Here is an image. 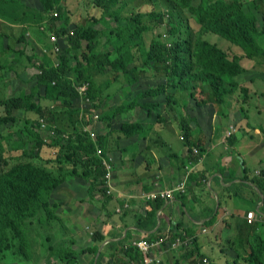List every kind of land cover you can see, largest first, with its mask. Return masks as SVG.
I'll return each instance as SVG.
<instances>
[{
  "label": "trees",
  "instance_id": "obj_1",
  "mask_svg": "<svg viewBox=\"0 0 264 264\" xmlns=\"http://www.w3.org/2000/svg\"><path fill=\"white\" fill-rule=\"evenodd\" d=\"M39 1L41 7L32 8L23 0H0V20L6 22L9 27L24 28L25 33L22 32L18 44L28 41V25L37 19L42 21L39 26L46 22L47 33L55 34L59 40L65 39L66 48L59 56L58 65L41 61L39 66H36L34 61L37 56L28 57L35 70L37 84L45 88L44 98L53 102L59 101L64 109L58 114L50 108L40 106L33 101V96L25 94L0 100V107L5 106L9 114L19 109H23L25 114L34 112L39 120L52 123L50 127L56 128L57 135L49 146L58 148V153L54 159L41 158V148L48 146L41 130H27L24 127V130L19 129L16 132L18 141L28 146V142L24 141L27 135L34 147L19 156H26L29 160H20L19 157L14 159L7 153L3 144V139H11L14 133L6 134L7 137L0 133V264L37 261L40 256L33 257L30 240L34 238L31 239L29 235L33 226L38 230L40 240H56L57 244L47 246L49 256L54 255L59 264H80V254L70 247H60L65 245L62 240L66 239L53 231V222L59 225L62 223L58 212L61 203L55 197V191L62 186L67 175L78 176L89 183L91 197L96 191L100 198L106 197L108 189L105 169L96 154V146L102 147L106 155L112 152L111 139L115 132L109 129L117 118L128 119L117 128L119 136L122 135L126 140L136 139V136L144 132L145 126L141 121L129 118L134 112L140 111L135 109L138 107L146 110L147 115L156 114L160 103L157 100L154 102L153 99L157 96L164 94L166 101L171 100L163 104L168 109L176 103L173 98L176 90L181 95H189V102L194 101L198 107L212 105L223 108L229 104L228 98L239 90L247 93L246 89L241 88L246 72L241 60L244 56L264 60V0H143L141 5L148 6V9L138 6L136 11H126L136 0H95V5L100 8L99 15L85 17L83 22L71 21V24H74L72 33L66 29L70 20L66 16L65 5H62L63 0ZM162 5H166L167 9H163L166 7ZM54 10L58 11L57 16L52 15ZM61 19L62 24L57 26L56 20ZM147 19L151 20V24ZM155 23L166 25L165 36L169 37L165 40L169 41H164L161 35H157L146 44L145 33L150 31ZM210 32L239 46L243 54L230 55L217 41L205 37ZM105 34L106 42L111 44L110 49L101 41ZM48 35L45 34L44 39L47 44L52 45ZM9 49L14 53L21 51L20 53L24 54L23 50L19 51L15 47L9 46ZM7 67L10 69L11 66L7 64ZM149 71H152L153 78L160 76L164 81L158 86L141 89L131 102L113 108L105 107L107 96L103 94L97 82V75L110 74L113 80L117 81L123 74L128 78L127 82L131 88L150 77ZM83 84H87L90 104L81 118L76 107L79 99L76 86ZM141 98L144 99L143 102L140 101ZM245 100L246 98L242 101ZM96 112L100 113L99 120L106 124L107 132L99 133L95 142L90 134L84 131V127L93 125ZM64 114L67 123L65 127H60L58 118ZM18 119L16 115L3 117L0 120V128L6 123L15 124ZM39 125L38 123V127ZM180 126L184 131L188 129L186 124L182 123ZM60 133H68L69 136L63 139ZM185 135L186 143H189L188 132ZM35 150H40L38 155ZM37 160L45 161L46 164L41 165ZM52 161L59 163H54L55 168L59 170L70 164L72 171L68 174H55L46 167ZM63 161L65 162L60 163ZM252 182L263 190L264 172ZM163 205L162 199L148 201L145 215L139 218V226L142 222H152L156 212ZM214 219L215 217L205 222V225L210 226ZM178 227L180 228V224ZM244 227L241 228V233L247 229L250 235L246 240H240L241 244L236 243L240 245L238 248L232 247L236 263L264 264V237L257 231L259 226L248 225L246 221V228ZM169 235L173 240L177 237L192 238L194 250L183 256L184 262L192 260L194 255L199 259L206 256L211 258L203 252L199 236L194 230L188 233L172 231ZM105 237L100 232H95L92 236L97 243ZM70 240L73 244L74 239L71 237ZM88 250L94 252L96 257L99 248L95 246ZM41 253L44 256L42 247ZM140 258L138 250L129 243L122 257L116 261H139ZM95 260L96 258L91 264H102L101 255L96 262Z\"/></svg>",
  "mask_w": 264,
  "mask_h": 264
},
{
  "label": "crops",
  "instance_id": "obj_2",
  "mask_svg": "<svg viewBox=\"0 0 264 264\" xmlns=\"http://www.w3.org/2000/svg\"><path fill=\"white\" fill-rule=\"evenodd\" d=\"M30 34L28 31L26 36ZM232 48L236 50L232 55L243 54L239 47ZM241 64L246 70L241 88L247 93L239 90L228 98L229 104L223 108L198 107L193 111L195 118L186 124V131L179 127V119L186 113L178 107L173 119L175 124L169 121L172 136L165 132L158 135L163 140L153 138L150 131L144 140H122L113 145L112 152L108 153L113 160L108 196L100 198L96 191L91 197L89 183L77 176L58 188L56 198L63 215L68 208L72 210L68 221L80 264H91L99 255L102 264L116 261L134 240H155L178 230L187 233L194 230L202 250L207 251L218 245L214 237L223 241L236 237L246 240L250 233L247 229L241 233V228H246L249 212L256 213L254 224L264 237V189L252 182L264 172V61L244 56ZM232 126L233 134L226 137ZM145 127L147 131L150 129L147 124ZM187 132L189 143H184L180 136ZM195 147L201 154L191 157L189 149L192 151ZM182 182L181 193L175 191L172 199L163 200L164 205L156 212L155 219L139 226L146 204L154 201L148 195ZM214 217L213 224L205 227V222ZM95 232L104 234L105 239L94 242ZM95 246L99 248L96 257L88 250ZM165 249L162 262L176 263L169 248Z\"/></svg>",
  "mask_w": 264,
  "mask_h": 264
},
{
  "label": "rangeland",
  "instance_id": "obj_3",
  "mask_svg": "<svg viewBox=\"0 0 264 264\" xmlns=\"http://www.w3.org/2000/svg\"><path fill=\"white\" fill-rule=\"evenodd\" d=\"M23 1L24 3H26V5L29 4L28 6L32 8L33 7L37 8V6L41 7L39 0H23ZM141 1L143 0L134 1L135 4L129 6L126 11H131V10L136 11L138 10V6H140L143 9H148V6L141 5L142 4ZM62 5H65L67 9L66 16L70 20L69 26L66 28L67 32L73 31L74 24L73 23L71 24V21L83 22L85 17L99 15L100 13V8L95 5V0H63ZM162 6L166 7V5H162ZM162 6L161 8H163ZM163 9H167V7ZM147 20H148V23L151 24V20L149 19ZM41 22L42 21L37 19L33 21L32 24L28 25L29 32L31 33L29 37L26 36L28 41L26 43L18 44V39L22 38V35H21L22 32L25 33V30H23L24 28L20 26L9 27L6 22H3L2 20H0V66H2V68H0V100L8 99L11 97H18L20 94L30 95V96H33L32 97L33 101L39 104L40 106L44 108H50L59 114L64 108L61 106L59 101L53 102V101H50L44 98L45 88L37 84V78H35V72H34L35 70H31L30 66H32V64L28 61V57L30 56V57L35 58L37 56V59L34 61V64L36 66H39L38 64H40L41 61H45L47 63L58 64L59 56L62 53V50L66 48V41L64 38L62 39L60 38L61 40L57 39V43H54L56 42V40H53L52 35H50V33H47L46 22H43V24L39 26ZM62 22H63V19L56 20L57 26H60ZM152 25H153L152 29L148 31L147 33H145L146 44H148V42L157 35H161V39L163 38L162 40L169 41V39L165 40L169 37V36H165V33H166L165 31L167 29L165 24L155 23ZM99 26H102V25H99ZM45 34H49L48 39H49V42L53 43L52 45L49 43L47 44L46 40L44 39ZM205 37L208 40L217 41V44L220 47L226 49L230 55H232L236 51L234 48H232V47H235V44L231 43L229 40L223 38L222 36L216 33H212V32L207 33ZM106 40H107V36L105 34L104 36H102L101 41L102 43L107 45L106 48L110 49L111 44L107 43ZM9 46L15 47V49H18L19 51L23 50L24 54L22 55L20 53L21 51L19 53H14L10 51ZM83 50L84 49L82 48V51ZM255 59L264 61L259 57ZM7 64L8 65L10 64L11 66L10 69H8ZM27 67H30V68L27 69ZM148 74H151L150 77L144 79L143 82L137 83L131 88L127 82L128 78L126 76L124 77L123 74L120 75L121 77L117 81H114L113 77L110 74L97 75L96 76L97 82L100 84L103 94L107 96V98H105V102H106L105 107L108 106L110 108H113L123 103L131 102L134 98H136L137 92H141V89H146L148 86H154V87L158 86L160 82L164 81L163 79H160V76H157V78H153L152 71H149ZM12 76H14V79ZM173 95H174L173 98H175L176 100V104L177 103L179 104V105H176V104L172 105L171 108H174V111L171 108L168 109L165 106H162L164 103L166 102L169 103L171 101V100L166 101L164 94H161L160 96H157L156 99L155 98L153 99L154 102H156L157 100L160 103L159 108H157L156 110L158 112L154 114L153 116L147 115L146 114L147 111L146 110L143 111L139 109L140 107H138V109L135 108L136 110H140L138 112L140 114L142 113V116L134 112L132 114V117L129 119L143 121L150 128L147 131V128L145 127L144 132L136 136V140H139V141L144 140L146 138L145 134H147L150 131L153 132V133L152 132L150 133L151 136L158 140L162 139L161 136H158L159 134L165 135V133L166 134L169 133L168 135H171L169 121L171 120L172 123L175 124L173 119L176 116L175 114L176 111L179 110L180 108H181L180 111L184 110L186 113L185 117H181L179 119L180 124L182 123L187 124L189 121L192 122V120L195 118L193 111L197 110L198 106L194 104V101L189 102L188 100L189 95H181L178 90L174 91ZM84 100L86 101V98H84ZM140 101L143 102L144 99L141 98ZM182 101H185V102L182 103ZM208 106L212 107V105H208ZM76 107L78 111L83 107V105L80 102V99H78L76 103ZM12 115H16L19 118L15 122V124L11 125V123H6L5 126L0 128V133L4 137H7L8 133H11V134L14 133V135L11 136L12 137L11 139H7V138L3 139V144L5 146V150H7V153H9L11 157L15 159L16 157L22 156L25 150L26 152H29L30 148L34 147L33 143L29 142V136L27 135L25 136L24 141L28 142V146L27 145L24 146L23 143L18 141L16 132L17 130L23 129L24 127H26L27 130H31V128H38L41 130L40 132L42 133L43 139L48 144V146L42 147L41 148L42 150L40 149L41 158L54 159L58 153V148H51L49 146L50 144L53 143L54 141L53 138H55L57 135L56 128H52V126L50 127L52 123H48L41 118H40L41 120H39V118L37 117L38 115L34 112L25 114L23 109H19V110H14L11 114H9L7 113L5 106L0 107V120L3 119V117L10 118ZM58 120L60 121L59 126L65 127L67 123V118L65 114L62 115L60 118H58ZM124 120H128V119L121 120L117 118L115 121L112 122V127H110L109 130H113V132H115V134L113 135L111 139V142L113 145H116L117 143L121 142L122 139L126 140L123 138L122 135L119 136L120 133L118 131L120 127L119 126L120 123L124 122ZM101 122H102L101 120H98L92 126V130L95 132V135L97 136L99 133L105 132V130L107 132L106 124L104 122L102 123ZM38 123L40 124L39 127H38ZM42 123L44 124V127L41 126ZM180 124H179V127H181ZM181 129L183 128L181 127ZM158 131H160L161 133H159ZM162 132H165V133H162ZM181 135L184 136L183 142L186 143L187 141L185 140L184 133H182ZM60 136L63 139H67L69 134L60 133ZM126 141H129V140H126ZM66 143L67 141H65V144ZM195 149L197 150V152H195ZM40 150L38 151L35 150L34 152L35 153L37 152L36 154L38 155ZM102 153L104 154V151ZM190 154H191L190 155L191 157H197L201 154V150L195 147L192 149V151H190ZM104 156L105 158H109L108 154L107 155L104 154ZM20 160H29V158H27L26 156H23L22 158H20ZM64 162L65 161L60 162V163H64ZM9 163L12 164L13 161ZM37 163H41V165L46 164V162L42 160L41 161L37 160ZM54 163H58V162L52 161L46 167L49 170L51 169V171H53L55 174H58V173L68 174L70 171H72L73 167L70 164L69 165L66 164L62 170H59L55 168ZM74 177L75 176L67 175L65 182L62 184V186L72 181ZM56 191L54 193L55 197H56ZM58 212L62 217L61 218L62 223H60L61 225H59L53 222V226H54L53 231L55 233L57 232L58 236L63 237V239H66V240H62V242H65V245L67 246L60 245V247H62L63 249L66 247H70L74 250L73 245L75 242L73 244L71 243V240H70L72 237L71 224H70V221H68L70 219L69 216L72 210L68 208L67 211H65L64 215H63L61 208L58 210ZM249 213L246 214L247 222H248ZM205 227H208V226L205 225ZM37 231L38 230L36 229V227L33 226L31 227L30 232H29L30 238L31 239L34 238V240L33 239L30 240L33 246V251H32L33 257L37 258L38 256H40L39 258H37V261H35V263H31V264H59L54 255L49 256L50 253L48 252L49 250L47 249V246L49 244H54V245L57 244L56 240H40V236L38 235ZM167 233H164V234H167ZM47 235L53 237V235H50V233H47ZM169 238H170V235H169ZM205 238L208 239L209 237L206 236ZM169 240H173V239L170 238ZM214 240L217 241V244H218L217 246H213L210 249V251H207L205 249L203 250V252H205L206 255H209L211 258H208L206 256V257H202L199 259V257L194 255V258L192 260L189 259L186 262H184L183 256L185 254H188V252L194 250V244L193 243L190 244V246L186 247L185 250H178V249H172L171 243L167 242V247L169 248V252H172L171 256H174L173 259L176 260V263L173 262L172 264H199V263L201 264H217V263L218 264H239V263H236L235 261L236 260L235 251L232 249V247L238 248L240 246L239 244L241 243L239 242L240 241L239 237H236L235 239L232 238L230 240H224V241L216 239L214 237ZM203 242H206V240H203ZM238 242L239 244L237 245L236 243ZM204 246L207 249L210 248L208 245H204ZM41 247H42V252H44V256L41 253ZM161 254H164V251H158V255L156 256L161 259ZM203 260H206V263H204ZM19 264H25V263H19ZM27 264H30V263L28 262ZM160 264H165L164 262H162V259H161Z\"/></svg>",
  "mask_w": 264,
  "mask_h": 264
},
{
  "label": "built area",
  "instance_id": "obj_4",
  "mask_svg": "<svg viewBox=\"0 0 264 264\" xmlns=\"http://www.w3.org/2000/svg\"><path fill=\"white\" fill-rule=\"evenodd\" d=\"M52 15L57 16L58 15V11L54 10L52 11ZM72 33V32H71ZM53 40H56L57 43V36L56 35H52ZM58 65V64H55ZM76 90L78 92V96L80 99L81 104L83 105V107L79 110L80 111V117L82 118L83 113L85 112V110L87 109V107L90 104V99L87 98V84H83V85H77L76 86ZM84 98H86V101L84 100ZM100 118V114L99 112H96L93 116V122L96 123V121H98ZM93 123V124H94ZM42 127H44V124L42 123L41 125ZM93 126V125H92ZM92 126H86L84 127V131L88 132L91 136V138L93 140H95V142L97 141V135H95V132L92 130ZM234 132V127L232 126L229 131L226 134V137H229L232 133ZM181 139H184V136L181 135L180 136ZM97 151L96 154L97 156L102 159V164L104 166L105 169V182L107 185V188L109 189V187L111 186V180H112V176H113V160L112 158L109 156V158H105L103 152L102 147H100L99 145L96 146ZM195 152H197V150L195 149ZM184 189V183L182 182L179 186H175L174 188L171 189H167V190H163L161 192H157V193H152L150 195H148V199H162V200H169L173 198V194L175 191H180ZM110 193V190H107V194ZM257 221V215L255 212H250L248 214V222L249 224H253ZM204 232H206V230H204ZM169 233H167L164 237H160L158 239L155 240H149L146 238H141L138 240H134L132 242L133 246L138 250V252L141 255V258L139 261H134V260H128V261H111L108 262L107 264H160L161 259L158 258L156 255L158 254V251H166L168 248L167 247V242L171 243V248L172 249H185L186 247L190 246V244L193 243L192 238H185L182 239L180 237H177L174 240H169ZM204 263H206V260H203ZM201 264V263H199Z\"/></svg>",
  "mask_w": 264,
  "mask_h": 264
}]
</instances>
